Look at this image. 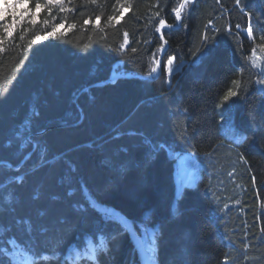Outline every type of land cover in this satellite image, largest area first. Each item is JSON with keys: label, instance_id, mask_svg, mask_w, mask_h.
Segmentation results:
<instances>
[{"label": "trees", "instance_id": "obj_1", "mask_svg": "<svg viewBox=\"0 0 264 264\" xmlns=\"http://www.w3.org/2000/svg\"><path fill=\"white\" fill-rule=\"evenodd\" d=\"M130 2L105 27L125 0H65L54 38L36 23L20 40L30 15L0 22V38L13 33L0 54V264H92L101 246L96 264H264V76L251 60L264 0H195L163 30L159 75L105 82L148 74L158 21L178 25L180 0Z\"/></svg>", "mask_w": 264, "mask_h": 264}, {"label": "snow or ice", "instance_id": "obj_2", "mask_svg": "<svg viewBox=\"0 0 264 264\" xmlns=\"http://www.w3.org/2000/svg\"><path fill=\"white\" fill-rule=\"evenodd\" d=\"M73 2V0H68V3L71 4ZM90 2L92 4H96L97 0H90ZM217 2H219V0H217ZM29 3H31V0H27V2H24V0H17V3L12 5V9H15L17 7L23 8V9H28L29 7ZM195 3V0H180V2L178 3V6L173 10L177 24H179L182 20V15L187 11L189 5H192ZM125 4H127V7H125ZM125 4H119L118 8L116 9V11L119 10H123L122 14L120 15L119 19H117V17L115 15L111 16L108 18L105 27H109V26H113V21L116 24H119L121 22V20L123 19V14H126L127 12H129L132 9V3L130 2V0H125ZM241 4V0H236V5L237 7H239ZM65 5V0H44V3L41 4L40 2H36L34 5V13L33 12H22L20 14V21L21 23H24V16L25 15H30L32 18L30 20L27 21V23L31 24L33 27L32 29H24L23 32L21 33V35L19 36L20 40H24L25 36L27 34L28 31H35V24L36 23H42L43 26L45 28L47 27H51L52 31L50 33H48L47 35H45V39L51 37H55L58 33H60V30L63 29L65 27V21L67 20V17H62L61 18V23L59 25H56L54 23L56 17H52V7H55L58 12H71L73 11V9L71 8H67L64 6ZM51 6V7H49ZM45 8H48V16L51 17V20L48 18H45L42 22L40 20L37 19V14H39L41 11H43ZM9 8L6 6L3 9H0V22L4 21L6 14L8 13ZM101 14H103L101 12ZM13 15V25H15L16 20H15V11H13L12 13ZM155 16H159V13H155ZM91 21L90 19L88 20H84V24L87 25L89 24ZM94 27L99 28L100 27V17H96L95 19V25ZM171 27L168 24H166V22L163 19H160L158 21V26L156 27L155 31L158 33H161L160 39L161 41H163L161 48L157 50V53L163 52L164 51V45L167 43V41L164 40V36H163V32L162 30L165 28ZM208 27H211V25H209ZM73 28H75V25H70L69 26V31H71ZM4 33L5 35L0 38V54L5 53L8 49L6 48V44L10 42V39L13 35V33L11 31H8V26H4ZM101 31L103 29H100ZM229 31H231V29H228ZM66 35V33H63ZM247 36L250 39H253V30L251 27V22H249V27L247 29ZM41 39L40 35H35L34 39H30L29 43L30 44H35L37 43L39 40ZM207 42V37L205 36L202 40V43H206ZM129 43V38H128V33L125 31L123 32V42L120 45L121 49H124ZM18 47V45H17ZM88 47V45H85V48ZM133 51H135V49H133ZM261 52H264V48L260 49ZM207 54L205 53V56ZM259 60V58L257 57L254 61H253V67H260V64L257 62ZM159 67H160V62H159V58L157 54H154V59L152 61V65L150 66L149 69V76L150 77H154L156 73H158L159 71ZM178 71V69L174 68V58L172 59H168L165 65V73L171 77V75L175 72ZM234 87L236 89H239L240 87V83L239 81L234 82ZM237 95L236 91H228L225 100H227L228 98H231L233 96ZM262 207H264V205H262ZM104 251H106V246H101L99 248H92L89 250V258L92 262V264H96V259H97V254L98 253H103Z\"/></svg>", "mask_w": 264, "mask_h": 264}, {"label": "rangeland", "instance_id": "obj_3", "mask_svg": "<svg viewBox=\"0 0 264 264\" xmlns=\"http://www.w3.org/2000/svg\"><path fill=\"white\" fill-rule=\"evenodd\" d=\"M24 2H27V0H25ZM16 3H17V0H0V9H3L7 6L9 8V11H12V13H13V11H15V13H22V12H28V11L34 13L32 8L23 9V8L17 7L15 9H12L11 6L16 4ZM261 48H264V47L261 45L260 49ZM257 57L259 58V60L257 62L260 64V67H257V68L261 72V74H263V76H264V52H261L258 50L257 52L253 53L252 58H251L252 63ZM174 68H175V65H174ZM117 73H119V72H117ZM224 128L227 131L233 130V129H235V123L233 122L232 119H230V120L226 121V123L224 124ZM194 160H195V156L192 154H183V155L179 156V158H178V162L180 163V165H184V166H188ZM196 167L198 169H200V164L197 163Z\"/></svg>", "mask_w": 264, "mask_h": 264}, {"label": "water", "instance_id": "obj_4", "mask_svg": "<svg viewBox=\"0 0 264 264\" xmlns=\"http://www.w3.org/2000/svg\"><path fill=\"white\" fill-rule=\"evenodd\" d=\"M182 21L183 19L181 20V22L177 25V26H172L170 24H168L166 21V24H168L169 26L171 27H174V28H179L181 25H182ZM169 28V27H168ZM166 29V28H165ZM164 30V29H163ZM162 30V32H163ZM161 34V33H160ZM164 36V34H163ZM164 40L166 41L165 39V36H164ZM164 55H165V49L163 52H160V56H159V62H160V67H159V71L158 73L155 74V76L159 75L161 73V68H162V63H163V58H164ZM122 77H138V78H142V79H148V78H151L149 76V73L148 74H144V75H135V74H132V73H126V72H122V73H113L112 77H110L107 81L105 82H114L116 80H118L119 78H122Z\"/></svg>", "mask_w": 264, "mask_h": 264}, {"label": "bare ground", "instance_id": "obj_5", "mask_svg": "<svg viewBox=\"0 0 264 264\" xmlns=\"http://www.w3.org/2000/svg\"><path fill=\"white\" fill-rule=\"evenodd\" d=\"M114 73H117V72H114ZM121 73V72H120Z\"/></svg>", "mask_w": 264, "mask_h": 264}]
</instances>
